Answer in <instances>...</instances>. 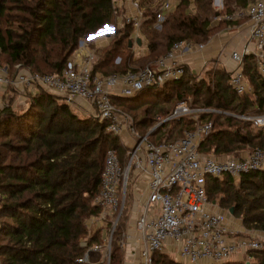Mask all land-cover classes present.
Returning <instances> with one entry per match:
<instances>
[{
    "label": "trees",
    "instance_id": "obj_1",
    "mask_svg": "<svg viewBox=\"0 0 264 264\" xmlns=\"http://www.w3.org/2000/svg\"><path fill=\"white\" fill-rule=\"evenodd\" d=\"M214 1L180 0L157 29V9L141 0L142 7L147 6L144 14L148 18L141 34L148 54L135 57L133 24L119 25L122 11L114 0H0V57L12 71L19 64L34 72L61 73L80 41H92L103 28L113 27L115 35L98 50L100 56L93 63L92 74L124 73L154 63L177 41L208 42L213 33L234 23L219 17L243 12L256 0H223L220 10ZM90 45L94 48L93 42ZM244 59V75L251 91L243 95L234 90L231 71L213 60L198 73L187 66L180 80L145 88L132 97L113 96L112 101L118 109L131 112L135 126L146 134L159 114L166 118L178 103L191 98V108L231 113H200L201 120L214 125L201 140L202 154L223 158L241 155L248 145L262 149L264 126L243 116L264 114V77L254 56ZM27 103L22 113H0V136L9 139L2 142L6 152L0 154V262L87 264L79 258L91 245L104 242L118 214L106 217L105 226L91 230L88 225L93 216L100 217L103 212L95 197L103 179L106 152L117 149L125 166L128 147L120 135L107 131L106 123L93 115L81 116L57 94L42 89L28 97ZM186 129H196L192 114L168 119L151 132L149 139L175 140V132L182 137ZM130 178L127 190L132 185ZM206 189L212 202L227 210L234 208V214L246 225L262 222L264 226V170L249 171L238 179L229 174L208 176ZM130 193L131 204L132 189ZM128 196L112 237L111 264L123 261L118 238L128 225ZM258 209L263 212L255 213ZM82 240L87 241V247L82 246ZM253 258L249 264H264V248L255 250ZM154 264L184 263L156 252ZM220 264L247 263L230 260Z\"/></svg>",
    "mask_w": 264,
    "mask_h": 264
},
{
    "label": "built area",
    "instance_id": "obj_2",
    "mask_svg": "<svg viewBox=\"0 0 264 264\" xmlns=\"http://www.w3.org/2000/svg\"><path fill=\"white\" fill-rule=\"evenodd\" d=\"M126 1L133 12L122 14L120 23L121 26L133 24V45H136L138 38H141L142 24L148 17L140 0ZM179 1L163 0L156 12L157 29L162 28L166 16L177 8ZM244 16L250 21V38L255 46L250 48L248 44L242 52L233 50L230 54L237 65L231 72V83L240 95L251 91L244 75L246 55L254 56L257 70L264 77V0L250 2L244 12L224 16L223 19L236 21ZM110 28H103L94 39H99V35L104 34L105 30L110 31ZM206 46V43L191 40L177 41L155 64L129 69L124 73L105 75L97 72L93 75L96 51L85 42L83 47L75 50V59L70 57L61 73L34 72L19 64L14 65L15 71L11 74L0 70V110L5 107L2 100L8 95V90L21 92L20 98L24 99L44 89L65 97L68 104H72L76 98L87 101L93 116L106 123L107 131L115 135L122 133L123 125L129 129L134 145L127 151L125 166L117 149L109 148L106 152L103 179L99 194L95 197V203L102 207L103 212L100 217L93 216L90 221L103 223L106 217H114L119 211L121 217L124 210L122 196H126L129 175L136 172L147 176L148 195L135 223L142 241L138 264H154L156 252L171 248L184 264H220L230 261L236 253L242 254L240 261L249 263L254 251L264 248V240L250 231L245 223L238 226L229 210H222L211 201L206 189L208 176L229 174L238 179L249 171L264 170V151L261 148L253 149L244 156L219 158L204 155L199 151V146L214 125L211 121L201 120L200 113L210 109L191 108L185 101L180 102L171 115L166 118L157 116V124L142 134L134 121L112 101L113 96L132 97L145 88L182 79L188 66L183 60L184 55L203 50ZM119 60L120 57L116 62ZM185 114L194 116L196 129L184 130V135L175 140L154 142L149 139L151 132L160 124ZM243 118L264 126V114ZM117 223L114 221L113 229ZM123 236L126 237V233ZM108 241L110 250L112 243ZM82 246L87 247V241L82 240ZM102 248L101 244L91 245L79 261L87 264L103 261Z\"/></svg>",
    "mask_w": 264,
    "mask_h": 264
},
{
    "label": "crops",
    "instance_id": "obj_3",
    "mask_svg": "<svg viewBox=\"0 0 264 264\" xmlns=\"http://www.w3.org/2000/svg\"><path fill=\"white\" fill-rule=\"evenodd\" d=\"M141 1V0H140ZM163 0H147V5L150 8L158 9L161 5ZM116 5L118 6L120 12V16L118 19L119 25H121V17L122 14L128 13L129 11L132 13L133 11L130 10V7L128 5V2L126 0H115ZM147 7V6H146ZM146 7L143 6V9H146ZM250 21L248 17L244 19H240L237 22H234L233 24L228 25L226 29L221 30L217 34L213 36V38L210 39L206 44L207 46L203 50H197L192 53L186 54L183 57V60L188 64V67L193 72H200L203 70L204 67H206L211 61L216 60V63L226 68L229 72L233 71L236 68V62L232 60L230 54L233 50H238L242 52L246 45L249 44L250 48H254L255 43L250 38ZM142 42L139 44L137 42L136 45H133L135 50V57H138L140 55H146L148 54V48L145 46V39L141 34ZM107 38H104V40L100 37L97 40H93L94 45H103L105 43H108ZM138 49V50H137ZM139 53H136V52ZM141 52V53H140ZM85 111L91 112V107L87 105V108ZM151 129V128H150ZM122 134L128 138V144L124 143L128 149H130L134 145V138L132 134L130 133L129 129L123 125L122 133L120 134L122 138ZM133 176L132 178V191H133V199L131 203V219L128 221L129 228L126 232V261L125 264H138L139 262V256L138 252L139 249L142 247V241L139 238L137 229H136V220L138 218V215L142 209L141 205L146 200L148 195V177L145 175H142L140 173H133L131 174ZM235 222L238 226L243 225V220L238 219V221L235 219ZM93 225L97 226H105V222L101 223L93 221ZM103 252H101L102 254ZM164 253L172 256L176 260H180L178 257H176L175 252L171 248L170 250H166ZM242 257L241 253H236L231 258V261L239 260Z\"/></svg>",
    "mask_w": 264,
    "mask_h": 264
},
{
    "label": "rangeland",
    "instance_id": "obj_4",
    "mask_svg": "<svg viewBox=\"0 0 264 264\" xmlns=\"http://www.w3.org/2000/svg\"><path fill=\"white\" fill-rule=\"evenodd\" d=\"M214 6L218 9V10H220V9H223V0H215L214 1ZM240 12V11H239ZM239 12H237V13H239ZM242 12V11H241ZM244 12V11H243ZM246 16H244V17H242V18H239L238 20H236V21H232V22H237V21H239L240 19H244ZM224 18V16H222V17H219V19H223ZM218 19V20H219ZM226 20V19H225ZM231 24H233V23H231ZM230 25V24H229ZM223 28V27H222ZM112 30V31H111ZM223 30V29H222ZM221 31V30H220ZM219 31V32H220ZM103 33L104 34H101V35H99V37H101L103 40H104V38H107V34H110V35H108V43H105V44H103V45H97V46H95L94 45V48H95V51H96V58H98L99 56H100V52H98V50L99 49H101L102 47H105L106 45H108L109 44V42H110V38L109 37H112V34H113V36L115 35V31H113V27H111L110 28V31L109 30H105V31H103ZM218 33V32H217ZM217 33H213V36L215 35V34H217ZM213 36L211 37V38H213ZM210 41V40H209ZM87 43V44H92V42H94L93 40L92 41H89V40H84L83 41V44L81 45V44H79V47H83L84 46V43ZM205 43H207V42H205ZM93 48V47H92ZM138 50V49H137ZM133 51H135L134 49H133ZM75 52V51H74ZM73 52V54L70 56L71 57V59H75V53ZM136 53H139L138 51L136 52ZM141 53V52H140ZM166 54V53H165ZM163 56H165V55H163ZM163 56H161L160 58H162ZM159 58V59H160ZM215 63H216V61H215ZM152 64H155V62L154 63H152ZM217 64V63H216ZM209 65H212L211 63H209L207 66H209ZM7 66V67H6ZM210 67V66H209ZM0 70L1 71H3V73H9V74H11V73H13L14 71H12L13 69L11 68V67H8V65L5 63V61H4V59H3V57H0ZM108 70H111V69H108ZM202 71V70H201ZM19 94H21V92H19V91H16V90H13V89H11L10 91L8 90V95L5 97V98H3V100H2V102H4V104H5V107L2 109V110H0V113L1 112H8V111H12V112H14V113H22L23 111H24V109L27 107V105H28V103H27V100H28V97H26V98H24V99H21L20 98V95ZM29 96H30V94H29ZM60 96V95H59ZM60 97H62V99L64 100V101H66V99H65V97H63V96H60ZM71 104V103H70ZM179 104V103H178ZM87 105H89L90 106V104L86 101H83V100H81V99H79V98H76V99H74V102L71 104V106H72V108L74 109V111L76 112V113H79L81 116H87V115H93L92 114V112H90V111H85L86 110V108H87ZM186 105L187 106H189L190 107V105H191V98L186 102ZM177 106V105H176ZM205 109H210L209 111H207V112H217V113H221V114H231V113H229V112H225V111H223V110H219V109H211V108H205ZM174 111H175V108L173 109ZM121 111H123L122 109H121ZM173 111V112H174ZM126 115H128L129 117H130V120H133L134 121V118L132 117L133 116V114L131 113V112H127V111H123ZM128 114H127V113ZM158 116H162V117H164L165 118V116L164 115H158ZM201 119V118H200ZM220 120H223L222 118H220ZM203 121H206V120H203ZM209 121V120H208ZM157 124V123H156ZM156 124H154L153 126H155ZM152 127V126H151ZM181 137V135H179V134H177V132H175V134H174V136H173V138H180ZM9 139H6L5 137H2V136H0V154L1 153H5L6 152V150H5V147L3 146V145H1L2 144V142L3 141H8ZM122 140H123V142L124 143H126V144H128V138L126 137V136H124V134H122ZM256 148H259V146H251V145H248V146H245V147H243L242 148V150H241V155H246V154H248L250 151H252L253 149H256ZM263 149V151H264V148H262ZM207 155H210V156H213L212 155V153H209V154H207ZM241 155H233V156H241ZM232 155H231V157H233ZM125 157L127 158V153H126V155H125ZM6 162H9V159H7V160H5ZM4 161V162H5ZM126 163H127V161H126ZM129 176H131V178H130V182L132 181V178H133V176L130 174ZM132 189V185H129L128 186V190H126V192L129 194V196H128V202H127V210H126V212H125V214H128V220H127V224H128V221H130V219H131V204L129 203V200H130V198L132 197L131 196V193H130V190ZM127 193H126V196L125 197H123L122 199H123V204L125 205V203H126V199H127ZM0 201H1V196H0ZM132 201V200H131ZM132 203V202H131ZM220 206V205H219ZM220 209H222V210H225V211H228L225 207H221L220 206ZM123 212V211H122ZM255 213H260V212H263V209H258V210H255L254 211ZM119 213H120V211L118 212V214H117V216L119 215ZM116 216V217H117ZM234 216V218H233V220H237L238 221V219H242L241 218V216L240 215H238V214H234L233 215ZM3 219L2 218H0V227H1V221H2ZM114 221H116V218L113 220V223H114ZM119 221V220H118ZM89 223V225H90V227H91V230H94L95 228H96V226L95 225H93V221H90V222H88ZM112 223V224H113ZM114 225V224H113ZM118 225V224H117ZM246 225V224H245ZM247 227H248V229L251 231L252 230V232L254 231V233H255V235L256 236H258V237H260L261 239H263L264 240V226H263V223L262 222H251V224H249V225H246ZM117 227V226H116ZM116 227H115V229H116ZM112 229H113V226L111 227ZM129 228V224L127 225V228L126 229H124L123 230V232L120 234V238H118V240H119V242H120V245H121V254H122V256H123V261L122 262H119V263H117V264H125V261H126V257L127 256H125L126 254V251H125V246H126V237L125 236H123V234H125L126 232H127V229ZM112 229H111V231H109V234L106 236V239L105 240H103L104 242H102L101 243V245L103 246V248H102V250H103V262H104V264H111V257H110V252H111V249H112V244H111V247H110V250H109V248H108V244H109V238H110V235H111V232H112ZM115 229H114V231H115ZM251 232V233H252ZM113 234H114V232H113ZM113 234H112V237H113ZM111 240H112V238H111ZM125 243V244H124ZM253 257H254V254H253ZM1 258V257H0ZM254 258H252V260H253ZM251 260V261H252ZM250 261V262H251ZM248 263V262H247ZM0 264H1V262H0ZM212 264H216V263H212Z\"/></svg>",
    "mask_w": 264,
    "mask_h": 264
},
{
    "label": "water",
    "instance_id": "obj_5",
    "mask_svg": "<svg viewBox=\"0 0 264 264\" xmlns=\"http://www.w3.org/2000/svg\"><path fill=\"white\" fill-rule=\"evenodd\" d=\"M137 42H138L139 44H141L142 39L139 37L138 40H137ZM82 43H83V41H80V44H82ZM129 46H130V47L132 46V42H130ZM123 197H124V196H123ZM229 211H230V213H231L232 215H234V208H231ZM120 214H121V213H119V215H118V217H117V219H116L115 222H117V221L119 220V218H120ZM113 232H114V229H112V232H111V235H110V238H109V240H110V244L112 243L111 238H112V234H113ZM109 264H110V263H109ZM247 264H249V263H247Z\"/></svg>",
    "mask_w": 264,
    "mask_h": 264
}]
</instances>
